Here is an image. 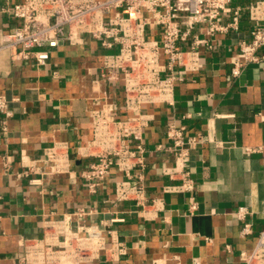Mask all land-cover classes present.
<instances>
[{
    "label": "crops",
    "instance_id": "crops-1",
    "mask_svg": "<svg viewBox=\"0 0 264 264\" xmlns=\"http://www.w3.org/2000/svg\"><path fill=\"white\" fill-rule=\"evenodd\" d=\"M9 2L0 0V9ZM249 3L231 0L219 22H230L231 9ZM238 18L235 29L214 36L209 50L199 47L198 71L176 69L185 78L175 83L171 105L143 108L151 115L143 131L144 190L150 202L156 201L145 220L134 202L113 201L114 183L123 178L115 168L96 195L88 194L80 177L94 160L79 154L91 138L90 109L105 99L119 118L126 115L122 84L102 77L101 57L107 51L93 39L65 43L49 49L44 66L13 60L8 50L0 53V93L9 99L11 111L5 129L0 116V264H16L21 239L41 237L43 221L78 208L91 210L85 223L106 230L107 246L116 242L125 247L115 261L102 257L90 264H243L242 254L252 251L264 229V60L248 64L239 77L230 74L239 43L249 41L252 25L245 14ZM17 25L0 13V35ZM193 36L204 37L203 25L194 28L183 49H190ZM258 54L264 55V47ZM169 124L183 127L185 137H205L190 152L191 192L167 190L181 181L161 173L174 164L164 151L170 145L165 134ZM56 142L66 143L72 173L40 176L36 185L19 175L25 166L42 165L45 149ZM4 157L10 162L7 170ZM189 198L196 202L193 211ZM239 207L248 211V237L240 235L243 221L234 214Z\"/></svg>",
    "mask_w": 264,
    "mask_h": 264
},
{
    "label": "built area",
    "instance_id": "built-area-1",
    "mask_svg": "<svg viewBox=\"0 0 264 264\" xmlns=\"http://www.w3.org/2000/svg\"><path fill=\"white\" fill-rule=\"evenodd\" d=\"M230 3L231 0H14L2 6L0 13L18 21L10 32L0 35V53L8 50L13 60L44 66L49 49L65 43L82 44L84 39L98 41L100 48L107 51L101 57L102 77L107 83L122 84L126 115L119 118L105 99L89 111L91 138L79 152L94 159L80 173L89 195L99 192L115 168L123 178L114 183L113 201L134 202L140 206L138 216L148 219L147 208L156 207V201L150 202L144 190L147 148L143 131L151 115L143 108L171 105L175 83L185 78L176 69L198 71L199 47L209 50L216 34L235 29L240 13L252 25L249 41L239 43L230 74L239 77L248 64L264 60V55L258 54L264 47V0H251L244 7L231 9L232 20L220 23L219 17L230 9ZM197 25H203L204 37L193 36L190 49H183ZM0 116L5 129L11 111L4 93H0ZM165 134L170 145L164 151L171 153L174 164L161 173L181 181L166 188L191 192L190 152L205 137H185L184 128L175 124L167 125ZM156 150L163 147L157 146ZM39 163L42 165L25 166L19 175L36 185L41 182L40 176L69 175L73 171L64 142L46 148ZM2 164L6 170L10 167L7 157ZM188 203L190 211L196 209L193 198ZM91 213L78 208L60 219L43 221L41 237L21 239L22 251L16 264H90L102 257L117 260L125 253V247L116 242L107 246L106 230L98 224L85 223ZM234 214L243 221L241 237L252 235L246 208L239 207ZM241 260L243 264H264V229L258 233L252 251L242 254Z\"/></svg>",
    "mask_w": 264,
    "mask_h": 264
}]
</instances>
